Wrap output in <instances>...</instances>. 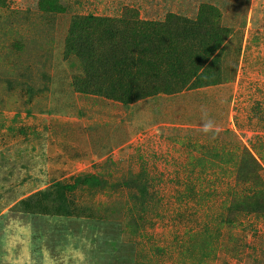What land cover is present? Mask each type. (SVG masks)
<instances>
[{
    "label": "rangeland",
    "instance_id": "374dc122",
    "mask_svg": "<svg viewBox=\"0 0 264 264\" xmlns=\"http://www.w3.org/2000/svg\"><path fill=\"white\" fill-rule=\"evenodd\" d=\"M55 1L63 13L0 0V264H264V212L231 210L241 197L264 202L235 178L248 151L264 185V0ZM201 6L229 30L220 84L176 90L143 76L146 90L165 91L128 106L95 95L97 80L81 91L67 43L76 19H112L111 62L128 63L139 49L124 23L172 16L178 38ZM90 32L95 45L103 30ZM56 184H75L68 217L47 214ZM32 197L46 213H23Z\"/></svg>",
    "mask_w": 264,
    "mask_h": 264
},
{
    "label": "trees",
    "instance_id": "16d2710c",
    "mask_svg": "<svg viewBox=\"0 0 264 264\" xmlns=\"http://www.w3.org/2000/svg\"><path fill=\"white\" fill-rule=\"evenodd\" d=\"M39 7L47 13H63L55 0H40ZM171 18L172 16L165 24L136 21L133 22L135 26H132L130 23H124L131 41L128 47L139 49L138 56H134L133 51L129 52L128 63L119 61L117 56L116 60L111 62V58L114 57L111 46L112 19L97 18L92 15L76 19L71 24L67 43L69 50L81 58L79 59L83 63L85 74L83 81L86 84L85 89L82 90L80 87L83 86V81L81 84H78L80 80L76 81L74 86L82 92H88V88L97 80L98 87L92 90L95 95L111 98L128 106L155 95L161 90L165 91L156 87L146 90L142 80L143 76L153 81L163 79L167 83L174 82L176 90L198 89L220 84L221 78L217 64L229 30L218 28L219 12L213 7L201 6L196 21L190 22L189 28L187 27L188 29L186 28L178 38L169 29L173 23ZM93 26L103 30L95 45L90 41L92 37L90 29ZM191 36L201 41L199 47L195 44L197 43L195 40L184 45L181 43V40L185 42L190 40ZM205 39L207 41L204 43ZM121 75L128 77L130 82H122L119 79ZM259 169L258 162L252 155L248 151H243L237 163L235 178L237 182L239 180L247 184L252 183L253 187L261 188L259 193L264 195V185L256 176ZM75 181L78 183L80 178ZM74 185L56 184L54 193L47 192L45 198L54 206L47 214L70 216L68 208L64 205V192L72 190ZM259 197L264 200L263 196ZM37 199L38 197H32L28 198V201H22L25 207L23 213H46L37 208V205H41V202L34 201ZM31 200L37 205L32 206ZM248 200L250 199L247 197H241L236 204L231 205V210L240 214L264 212V202L261 205L250 203Z\"/></svg>",
    "mask_w": 264,
    "mask_h": 264
},
{
    "label": "clouds",
    "instance_id": "9594fccd",
    "mask_svg": "<svg viewBox=\"0 0 264 264\" xmlns=\"http://www.w3.org/2000/svg\"><path fill=\"white\" fill-rule=\"evenodd\" d=\"M203 118H204V123L202 124V131L208 133L210 130H212L215 127V125L211 119H207V113L204 114Z\"/></svg>",
    "mask_w": 264,
    "mask_h": 264
}]
</instances>
